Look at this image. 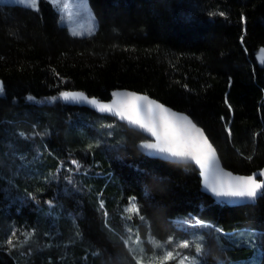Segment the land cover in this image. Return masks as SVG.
I'll return each instance as SVG.
<instances>
[{
  "label": "trees",
  "instance_id": "1",
  "mask_svg": "<svg viewBox=\"0 0 264 264\" xmlns=\"http://www.w3.org/2000/svg\"><path fill=\"white\" fill-rule=\"evenodd\" d=\"M89 3L98 30L76 36L49 0L0 2V264H142L126 241L131 197L144 250L149 235L198 236V262L264 264V195L217 202L195 165L146 155L142 132L60 96L148 94L189 114L226 168L253 174L264 168V0Z\"/></svg>",
  "mask_w": 264,
  "mask_h": 264
},
{
  "label": "snow or ice",
  "instance_id": "2",
  "mask_svg": "<svg viewBox=\"0 0 264 264\" xmlns=\"http://www.w3.org/2000/svg\"><path fill=\"white\" fill-rule=\"evenodd\" d=\"M22 2L32 8L38 7L37 0H22ZM50 3L53 6H59L60 0H50ZM62 8L67 9L68 4L64 3ZM2 91L3 87L0 85V92ZM114 95L126 98L125 102L114 108L115 102L105 104L94 98L89 100L83 93L62 92L60 94L61 98L66 101H87L96 105L102 112H114L120 119L127 120L129 124L150 133L151 136L155 137V142H146L143 145L144 148L165 154L169 158L193 161L200 169L205 186L217 196L255 199L258 195H264V179L257 181L256 174L246 177H232L231 173H224L219 168L215 149L208 142L203 131L197 128L188 117L172 112L164 105L150 100L147 96L130 92L114 93ZM52 99L55 100L56 97ZM73 163L76 162L73 161ZM224 177L229 178L227 182H225ZM125 211L134 213L138 212L139 209L133 203ZM136 242H140L138 236ZM183 246L187 247L188 244L185 243ZM197 251H201L200 246H197ZM171 257L172 253H167L166 259Z\"/></svg>",
  "mask_w": 264,
  "mask_h": 264
},
{
  "label": "rangeland",
  "instance_id": "3",
  "mask_svg": "<svg viewBox=\"0 0 264 264\" xmlns=\"http://www.w3.org/2000/svg\"><path fill=\"white\" fill-rule=\"evenodd\" d=\"M0 2L20 4L26 7H30L29 5L23 3L22 0H0ZM37 3L38 7L34 9L39 8L40 0H37ZM64 3L68 4L67 9L62 8V5ZM55 8L59 12V23L61 25L67 26L71 34L76 36H90L97 32L99 21L89 3V0H60V5L55 6ZM131 198H133L134 204L138 207L135 197ZM132 204L133 203L130 202L124 209H128ZM134 213H128L124 211V217L132 219L133 216L138 215L136 213H139V211ZM128 219H125L124 224L127 233H129V237L126 238V241L128 245H130L132 249L138 253L139 259L140 255L143 257L142 264H204L201 261L198 262L197 260V256L200 257L202 255V252L195 251L198 252L196 254L192 250V248L195 247L194 244H197L199 242L198 236L194 238L196 240L194 242V239L191 238H183L177 240L173 237H169L166 241H161L156 240L149 235L147 240L150 242V247H148L149 249L148 251H146L144 250L145 246L143 247V245L140 243L141 238L135 234L131 221H129ZM197 223L204 224L205 222L199 220L197 221ZM137 236L139 237V243L136 242ZM185 243L188 244L187 247L183 246ZM167 253H172V257L166 259ZM258 255H260V253H258ZM254 258L257 259V256H253V258L250 259L252 260L251 263L262 264L260 260L257 259L256 261ZM208 263L215 264L214 262L210 261V259Z\"/></svg>",
  "mask_w": 264,
  "mask_h": 264
},
{
  "label": "water",
  "instance_id": "4",
  "mask_svg": "<svg viewBox=\"0 0 264 264\" xmlns=\"http://www.w3.org/2000/svg\"><path fill=\"white\" fill-rule=\"evenodd\" d=\"M64 92H78V93H83L85 94L89 100L91 99H96L97 101H99L100 103H105V104H113V102H115L113 104L114 108L115 107H119L122 103L125 102V99L124 97H121V96H115L114 93H125V92H130V93H135L137 95H140V96H147L150 100L152 101H155L157 102L158 104H161V105H164L165 108H168L170 109L172 112H175V113H178V114H181L183 116H186L188 117L193 124L196 125L197 128L201 129L203 131V134L204 136L207 137V140L208 142L212 145V147L215 149V155H216V159L218 161V164H219V168L224 172V173H231L232 177H246V176H251L253 174H256L255 175V178L257 181H260L262 179H264V175H261V174H264V168L263 169H260V170H257L256 172H254L253 174H242V173H237V172H234L228 168L225 167V165L223 164L220 156H219V153L217 151V148L215 147V145L212 143V141L210 140V138L208 137L207 133L205 132V130L199 126L194 120L193 118L187 114L186 112H182V111H178L164 103H162L161 101L149 96L148 94H145V93H142V92H138V91H135V90H131V89H116L112 92V95H111V98L108 99V100H101L99 99L98 97H94V96H90L88 95L86 92L82 91V90H68V91H64ZM63 99V98H62ZM64 100V99H63ZM66 101V100H64ZM67 102H70V103H73V104H77L79 106H86V107H89L95 111H97L98 113L100 114H103V115H108V116H112L116 119H118L119 121L123 122V123H126L130 128H134L140 132H142L145 136H146V139L139 142L138 146L140 148V150L145 153L146 155L150 156V157H154V158H160V159H163V160H166V161H173V162H178V163H190V164H193L195 165L196 169L198 170L199 172V176L201 178V184H202V191L206 194H208L209 196H211L214 200H216L217 202H224L228 205H243V204H249V203H254L257 201V199L261 196V195H258L255 199H250V198H246V197H229V196H217L215 193H213L208 187L205 186L204 184V178L203 176H201L200 174V169L198 167V165H196L193 161L191 160H184V159H177V158H169V157H166L165 154H161V153H157L155 152L154 150H150V149H146L143 147V145L146 143V142H155V137L151 136L150 133H147L143 130H141L140 128H138L137 126H134V125H131L127 122V120H122L120 119V117L118 115H116L114 112H107V111H100L99 108L96 106V105H93L87 101H72V100H68ZM229 178L228 177H224V180L225 182H227Z\"/></svg>",
  "mask_w": 264,
  "mask_h": 264
}]
</instances>
